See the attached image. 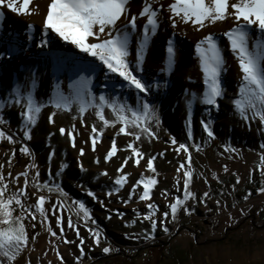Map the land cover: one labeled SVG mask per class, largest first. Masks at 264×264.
<instances>
[{"label": "rangeland", "instance_id": "1", "mask_svg": "<svg viewBox=\"0 0 264 264\" xmlns=\"http://www.w3.org/2000/svg\"><path fill=\"white\" fill-rule=\"evenodd\" d=\"M173 2L159 0L153 5L161 8L160 26L151 39L142 69L134 72L146 84L152 85L147 95L134 88L120 87L124 83L122 78L108 73L98 59H92L95 65H102L94 79V96L99 97L103 93L132 106H136L138 99H146L155 106L159 116L158 126L155 121L150 123L155 138L144 133L137 141L135 135L119 132V122L105 127L96 117L95 109L81 116L74 105L70 111L50 106L43 108L38 122L31 129V139L24 140L19 115L23 109L13 104L0 112L5 121L0 130L12 135L14 141L10 143L6 138L0 139V165L3 166L0 174L7 184L5 199L24 187L25 177L19 174L26 170L29 185L28 198H22L25 207L34 205L39 195L46 197L45 216H41L34 207L26 212L13 204V216L24 217L22 223L28 241L12 264H264V191H261L264 189V161L261 160L264 156V148H261L264 125L258 118L243 120L233 108L243 73L223 33L235 27L237 22L229 16L224 21L199 28L177 17L173 28L168 11V5ZM48 3L50 0H33L29 7L38 9L37 12L31 15L14 13L29 23L43 24ZM142 7L143 0H131L128 19L138 15ZM144 22V18L137 21V35ZM123 23L122 18L117 26ZM210 33L216 35L226 62L221 76L224 94L218 98V107L209 108L197 99L191 109L190 140L186 100L191 98V93L201 94L205 87L196 44ZM99 36L100 40L106 39L107 33ZM261 37L264 34L253 27L249 48L255 39ZM170 39L176 49V62L171 73H164L161 69ZM89 42L99 41L90 37ZM67 45L78 55L82 53L70 42ZM82 54L87 59L91 58ZM135 57L136 37L133 36L128 57L133 67ZM36 72L35 62L17 58L7 60L0 55V99L7 98L18 82L27 84L33 75L36 79ZM35 96L37 100L47 102L37 91ZM104 115L109 121L115 120L107 108ZM50 116L52 122H49ZM201 120L211 121L214 138L207 136ZM93 125L98 130L95 151L91 140ZM61 128L66 130L64 135H61ZM68 131H73L75 147L67 135ZM127 131L136 133L138 129L130 126ZM172 138L176 140L175 145L171 143ZM113 140L118 150L106 161L105 156ZM129 143L143 154L139 164L136 163L138 158L127 148ZM181 143L189 146L192 178L188 190L194 198L186 200L173 219L169 205L177 197L183 199V172L188 170V154L175 151ZM25 145L31 155L21 154L20 149ZM196 146H199V151ZM226 147L228 151H225ZM53 150L55 155L49 160ZM152 157H155L154 172L147 168ZM33 163L36 167L30 168ZM181 163L185 168L177 171ZM61 165L67 167L57 175ZM37 170L39 182L59 185L66 195L60 191L49 192L47 188L38 190L32 187V177ZM121 175L127 177L126 182L122 186L115 185V180ZM142 178L157 180L151 188L149 201L140 200L143 185L137 181ZM88 191L93 192L95 198L88 196ZM205 192L209 193L208 197L203 195ZM74 202L85 204L90 214L88 218ZM148 203L154 205L155 231L150 220L143 219L150 211ZM53 205L59 207L53 208ZM165 211H169L167 218L163 216ZM29 212L35 215V219ZM58 217L62 218L61 225H57ZM69 219L73 225L71 228ZM161 220L164 221L163 226ZM4 227L7 226L0 224V228ZM53 232L56 235H52ZM93 232L100 234L99 245L95 243ZM81 239L83 245L80 244ZM105 247L110 249L108 253L103 252ZM4 264L9 262L4 260Z\"/></svg>", "mask_w": 264, "mask_h": 264}, {"label": "snow or ice", "instance_id": "2", "mask_svg": "<svg viewBox=\"0 0 264 264\" xmlns=\"http://www.w3.org/2000/svg\"><path fill=\"white\" fill-rule=\"evenodd\" d=\"M32 2L33 0H0V7H7L12 12L18 14L31 15L38 11V9L34 10L29 7ZM156 3H159V0H143V7L138 15H132L131 19H128L131 0H50V3L47 5L46 16L43 20V35L38 46L43 47L47 45L48 30L50 29L52 33L58 35L65 42H70L82 53L98 59L107 69L108 73L116 74L122 78L124 83L120 87L134 88L137 92L147 95L151 91L152 85L146 84L134 72L142 69L151 39L157 34L160 26L161 8H154L153 5ZM17 4H19V7H17ZM229 9L232 11H229ZM168 11L171 13L169 20L172 22L173 28L176 27L177 21L175 18L177 17L182 22H191L199 28H204L206 24H215L218 21H224L229 16L235 19L237 22L236 26L223 33L227 37L231 51L236 56L241 72L243 73L237 98L233 100V108L243 120L249 121L258 118L260 123L264 125V37L255 39L252 48H249V38L253 27L264 34V0H235V2H232V0H174L173 3L168 5ZM122 18L125 23L118 27V22ZM141 18H144L145 22L139 30V35H137V21ZM27 27L32 28L33 26L28 25ZM106 30L107 38L100 40L99 34L105 33ZM133 36L136 37L135 67L128 60ZM90 37L97 39L99 42L90 43ZM32 38L29 35L28 40L30 41ZM11 51L12 48L10 47L9 52ZM196 53L198 55L205 87L201 94L191 93V98L186 100L188 111L187 133L190 140L192 139L191 109L197 99H199L200 103L209 106V108L218 107V98H221L224 94L221 76L225 71L226 62L216 35L210 33L199 40L196 44ZM0 55L3 54L0 53ZM175 62L176 49L173 41L170 39L167 44L164 66L161 71L171 73L174 69ZM36 87L37 81L33 75L27 84L18 82L13 86L7 98L0 99V112L6 106L13 104L23 109L19 115L21 117V130L23 131L24 140L31 139V129L38 122L43 108L50 106L56 110L70 111L74 105L81 116L88 110L95 109L96 117L103 122L105 127L119 122L121 124L119 132L126 135H135L137 141L141 139V135L144 133H147L149 137L155 138V133L151 130L150 123L155 121L158 126L159 116L155 106L150 104L146 99L140 98L137 100L136 106H132L118 100L117 97L110 98L103 93L99 97H96L91 91V77L83 75L69 84L70 92L67 95L61 90L59 84L54 85L46 103L43 100H37L35 96ZM106 108L115 117L114 121H109L105 118L104 109ZM249 113H251V116H249ZM52 115H55V113ZM49 122H52L51 116L49 117ZM3 123L5 121L0 116V125ZM201 124L207 136L214 138V133L210 129L211 121L205 122L201 120ZM130 126L135 127L138 131L136 133L127 131ZM65 131L64 128H61V135H64ZM67 135L72 141L73 147H75L73 131H68ZM5 138L10 143L14 142L12 135H7L4 130H0V139ZM97 139L98 130L93 125L91 137L93 151H95ZM171 143L173 145L176 144L175 138L171 139ZM196 147L197 151H199V146ZM127 148L131 149L133 156L138 158L136 163L139 164V158H142L143 154L131 143L127 145ZM261 148H264V144H261ZM117 150L115 140H113L112 147L105 156V160L107 161L114 156ZM228 150V147H226L225 151ZM232 150L235 151V149ZM175 151L177 153L183 151L188 154V170L183 172V199L177 197L169 205V211L173 219L185 201L190 197L194 198L193 193L188 190L192 178L189 146L181 143ZM20 152L24 155H31L26 145L21 147ZM83 154V149H81V155ZM13 155H15V152H13ZM54 155L55 152L53 150L49 154V160ZM154 159L155 157L149 158L147 163V168L153 172L155 171L153 165ZM261 160L264 161V156H261ZM126 163L127 159H125ZM2 167L0 165V168ZM29 167L35 168L36 165L33 163ZM65 167L67 165H61L57 175H60ZM183 168H185V164L181 163L177 171ZM19 175L25 177L24 187L18 189L12 196L5 199L7 184L4 183L5 177L0 174V224L7 226L0 228V258H3L0 259V264H4V260L12 264L20 254L22 247L28 241V235L22 223L24 217L13 216L15 210L12 207L13 204L24 209L26 212L28 209L34 207L41 216H45L44 205L46 203V197L44 195H39L34 205L25 207L22 198H28V171L26 170ZM104 175H107V173H104ZM38 177L39 171L37 170L36 175L32 177V187L38 190L47 188L49 192L60 191L61 194H64L59 185L49 184L47 181L39 182ZM126 180L127 177L121 175L114 183L115 185L122 186ZM156 183L157 180L155 178H142L137 181V184L143 185L140 200H150L151 188ZM237 183H239V179H237ZM135 187L134 185L133 192L135 191ZM261 191H264V189ZM87 195L95 198L94 193L91 191H88ZM203 195L208 197L209 193L205 192ZM74 203H78L79 211H82L84 217L88 218L90 214L85 204L83 202ZM217 204H219V201H217ZM56 207H59V205H53V208ZM147 208L150 211L143 219L150 220L152 230L155 231L157 228V220L154 218V211H152L154 205L148 203ZM184 210L188 212L187 208ZM169 211L163 213L165 218L169 215ZM29 215H32V219H35V215L30 212ZM61 223L62 218L58 217L57 225H61ZM160 224L163 226L164 221L161 220ZM68 225L70 228L73 227L71 219H69ZM163 230L167 232L168 229L164 227ZM61 232H63L62 227ZM76 234L79 237L78 229ZM52 235H56V233L53 232ZM93 235L95 243L99 245L100 234L93 232ZM83 243L84 241L81 239L80 244L83 245ZM80 251L83 254V248ZM109 251L110 249L108 247L103 248L104 253H108Z\"/></svg>", "mask_w": 264, "mask_h": 264}, {"label": "bare ground", "instance_id": "3", "mask_svg": "<svg viewBox=\"0 0 264 264\" xmlns=\"http://www.w3.org/2000/svg\"><path fill=\"white\" fill-rule=\"evenodd\" d=\"M32 25V28H28ZM46 46L39 47L43 24L29 23L14 12L0 7V53L3 58L11 60L17 58L37 64L36 91L42 99H48L53 86L59 84L67 95L70 92L69 84L83 75L91 77V91L94 92V79L102 69V65L92 63L74 50H69L68 42L48 30ZM33 38L29 41L28 37ZM12 51L9 52V48Z\"/></svg>", "mask_w": 264, "mask_h": 264}, {"label": "trees", "instance_id": "4", "mask_svg": "<svg viewBox=\"0 0 264 264\" xmlns=\"http://www.w3.org/2000/svg\"><path fill=\"white\" fill-rule=\"evenodd\" d=\"M105 33H107V30H106V32Z\"/></svg>", "mask_w": 264, "mask_h": 264}]
</instances>
